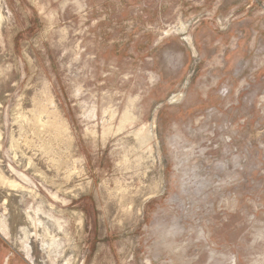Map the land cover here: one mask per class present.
Here are the masks:
<instances>
[{"label":"rangeland","instance_id":"374dc122","mask_svg":"<svg viewBox=\"0 0 264 264\" xmlns=\"http://www.w3.org/2000/svg\"><path fill=\"white\" fill-rule=\"evenodd\" d=\"M0 9V264H264V0Z\"/></svg>","mask_w":264,"mask_h":264},{"label":"bare ground","instance_id":"6f19581e","mask_svg":"<svg viewBox=\"0 0 264 264\" xmlns=\"http://www.w3.org/2000/svg\"><path fill=\"white\" fill-rule=\"evenodd\" d=\"M1 10V9H0ZM3 18H4V16H3V14H2V12L0 11V22L3 20ZM127 108V107H126ZM126 111V110H125ZM127 112V111H126ZM129 113V112H128ZM124 117V116H123ZM123 119V118H122ZM125 119H127V118H125ZM39 121L41 122V123H43V124H48V123H50L49 122V119L47 120V119H45V118H40L39 119ZM124 121V120H123ZM122 122V121H121ZM121 122H120V124H121ZM122 123H124V122H122ZM122 126V125H121ZM120 126V127H121ZM0 228H2V226H1V224H0ZM4 230V232L7 234V232H6V230L7 229H3ZM48 232H49V230H48ZM50 233V232H49Z\"/></svg>","mask_w":264,"mask_h":264},{"label":"crops","instance_id":"0c3cea01","mask_svg":"<svg viewBox=\"0 0 264 264\" xmlns=\"http://www.w3.org/2000/svg\"><path fill=\"white\" fill-rule=\"evenodd\" d=\"M6 260V259H5Z\"/></svg>","mask_w":264,"mask_h":264}]
</instances>
